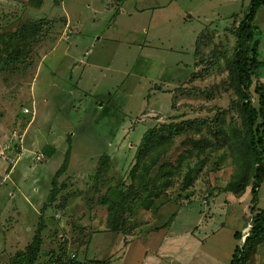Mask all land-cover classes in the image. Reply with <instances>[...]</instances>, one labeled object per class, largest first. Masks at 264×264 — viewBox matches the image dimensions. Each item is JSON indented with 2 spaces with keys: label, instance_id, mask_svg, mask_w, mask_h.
Wrapping results in <instances>:
<instances>
[{
  "label": "rangeland",
  "instance_id": "374dc122",
  "mask_svg": "<svg viewBox=\"0 0 264 264\" xmlns=\"http://www.w3.org/2000/svg\"><path fill=\"white\" fill-rule=\"evenodd\" d=\"M250 2L0 0V35L33 26L41 37L24 62L0 63V151L13 144L20 154L14 167L7 168L10 179L0 186V264H9L32 242L70 137L71 165L59 180L63 194L77 195L72 217L66 213L59 219L58 212L48 209L39 263H49L51 246L58 250L65 242L71 257L87 255L86 247L88 256L96 258L116 254L125 237L104 234L112 229L109 215L115 202L102 201L110 189L131 183L136 148L149 129L163 125L169 127V139L160 149L163 160L175 162L191 140L208 147L191 148L170 189L156 190L149 182L140 190L143 198L152 191L162 193L153 209L138 201L125 205L123 220L135 227L124 235L145 238L144 232L182 215L175 218L179 229L190 224L198 227L199 237L211 236L201 251L213 254L212 245L223 247L218 251L225 264L231 263L240 244L235 234L246 237L251 228L256 169L247 153L241 97L230 66L235 30ZM253 28L263 63L258 75L264 82V7ZM4 48L0 42V54ZM250 94L259 109L252 90ZM194 121L199 124L190 127ZM46 145L57 152L38 161ZM104 155H109L106 167ZM188 176L193 179L189 187ZM256 209L264 210V182ZM158 240L151 235L143 245L154 251ZM196 251L189 245L177 255L190 259ZM250 264H264V243Z\"/></svg>",
  "mask_w": 264,
  "mask_h": 264
},
{
  "label": "trees",
  "instance_id": "16d2710c",
  "mask_svg": "<svg viewBox=\"0 0 264 264\" xmlns=\"http://www.w3.org/2000/svg\"><path fill=\"white\" fill-rule=\"evenodd\" d=\"M263 7L264 0H251L247 13L235 30L237 47L230 65L236 74V85L241 97V107L246 125L247 153L256 165L252 188L253 206L250 208L252 213L251 228L243 244L235 248L230 264H250L258 247L264 243V210L256 209L259 201V190L261 184L264 182V82L258 75V71L262 68L263 63L258 59L260 42L256 40L253 28L256 15ZM40 40L41 37L37 35L33 26H23L10 34L0 35V42L5 46L0 54V63L18 64L24 62L29 57V53L34 47L33 45L37 44ZM250 90H252L253 96L260 106L259 109L254 106L253 100H251ZM196 124L199 123L194 121L190 127H196ZM168 132L169 127L163 125L151 128L144 134L135 151L136 163L130 172L131 183L126 185V183L122 182L118 188L110 189L108 195L103 199V205L115 202L114 208L111 209L109 215V226L112 227L109 231L111 233L124 235L127 228L130 230L134 229L135 225L129 226L128 220H123L126 217L124 216L126 211L123 208L127 203L138 201L146 209L154 208V200L159 199L162 193L152 191V194H148L145 198L140 193V190L147 188L149 182L156 184V190L170 189L174 177L183 168L186 154H192L191 148L198 150L208 147L206 142L191 140L190 145H188L189 143L185 144L189 147L178 156L175 162L163 160L164 158L161 157L163 152L160 149L163 143L169 139ZM67 144L68 147L64 154V160L55 173L47 202L40 210V218L33 240L24 250L17 251L11 256L9 264H40L39 259L44 244L43 232L47 228L46 212L49 208H54L57 212H64L69 207L72 198L77 196L75 194L69 195L67 192L63 194V190L66 189H64L59 180L66 174L71 165L73 154V139L71 137L67 138ZM42 151L46 158H51L56 154L57 149L53 145H46ZM154 154L156 156H153ZM106 161H109V155L102 157V165L104 167L107 166L105 164ZM105 171L107 173L108 170L106 169ZM192 182L193 179L191 177L188 178L187 187L191 186ZM122 187L125 188L123 189ZM175 218L176 215H172L161 228L171 226ZM65 229L63 230L64 233H66ZM234 237L238 242H242L243 240V237L239 233H236ZM86 244L89 243L87 242ZM86 244L81 247L80 252L84 250ZM66 245L67 242L63 243L62 248L52 250L54 252L50 256L52 260H49V263L47 261L46 264H81L78 259L79 252L73 254L75 257L73 255L72 257L69 256ZM53 255L57 256L55 260L53 259ZM89 263L101 264L102 262L91 261Z\"/></svg>",
  "mask_w": 264,
  "mask_h": 264
},
{
  "label": "crops",
  "instance_id": "0c3cea01",
  "mask_svg": "<svg viewBox=\"0 0 264 264\" xmlns=\"http://www.w3.org/2000/svg\"><path fill=\"white\" fill-rule=\"evenodd\" d=\"M101 108L103 109L104 107H101ZM71 202L72 200L70 201L69 207L64 212L62 213L58 212L57 217L59 219L62 217V215H65L66 213H69L68 219L72 217V210L70 208L72 204ZM52 210H54V212H57L53 208ZM179 216L181 218L182 215H178L177 218ZM178 225H179L178 220H174L169 230H163L161 228L162 225L161 226L157 225L153 229L154 230L159 229V230L151 231L150 229L149 231L144 232L145 238L141 237L143 236V234L138 236L135 239H128L123 234H118V235H123L125 239L123 240L124 241L123 247L116 254L114 253L105 254L103 255L102 258L101 257L96 258V257H92L94 255L88 256L90 247H86L87 255L84 252L78 254V258H83V261L82 260H79V261L81 262V264L82 263L92 264V263H89L91 261H98V262H102L105 264H225L223 256L220 253L223 247L214 246L211 243V245L214 247L213 254L208 253L206 251H201V248L206 246L207 245L206 242L211 239L210 235H205L204 237L201 238L199 237L200 235L198 236V233H197L198 227H194V225L188 224V225L182 226L179 229ZM64 228H65V225L63 229L61 230L63 231ZM47 229H48V224H47L46 230ZM107 233H111V232H104L105 235ZM61 234L62 233H59V234L57 233L55 235L60 237ZM151 235H156L159 239L158 241L154 243V246H153L155 247L154 251H152L151 248L148 249V246L144 247L143 245V239L147 240L149 237H151ZM243 239L245 240V237H243ZM244 240L240 242V244L243 243ZM201 242L204 244H201ZM88 243L90 245L92 243V239H90ZM164 243H165V246L162 249ZM146 245H147V242H146ZM189 245L197 248V251L190 256L191 257L190 259H185L184 254H182V257H181L180 255L181 252H179V254L177 255L178 249L181 250L183 249V247L185 248V247H188ZM54 248L56 249L55 245L51 246V250H55ZM161 249H162V252H160ZM218 249H220V251H218ZM81 254L83 255V257L79 256ZM210 256L213 257L214 259H212ZM114 257L116 259L112 263V260Z\"/></svg>",
  "mask_w": 264,
  "mask_h": 264
},
{
  "label": "built area",
  "instance_id": "2783aa9c",
  "mask_svg": "<svg viewBox=\"0 0 264 264\" xmlns=\"http://www.w3.org/2000/svg\"><path fill=\"white\" fill-rule=\"evenodd\" d=\"M18 148L17 146L13 144L7 145L4 150L0 151V167L1 165H5L3 167V170L0 169V186L4 184V182L8 181L10 179V172L7 168H13L15 163L17 162V155H20L17 153ZM45 159L44 154L40 155L38 157V161H43ZM73 257H75L73 255Z\"/></svg>",
  "mask_w": 264,
  "mask_h": 264
}]
</instances>
